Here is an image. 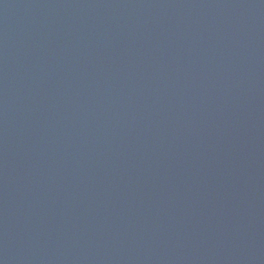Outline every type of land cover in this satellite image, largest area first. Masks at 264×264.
Masks as SVG:
<instances>
[{
  "label": "water",
  "instance_id": "95a60500",
  "mask_svg": "<svg viewBox=\"0 0 264 264\" xmlns=\"http://www.w3.org/2000/svg\"><path fill=\"white\" fill-rule=\"evenodd\" d=\"M0 264H264V0H0Z\"/></svg>",
  "mask_w": 264,
  "mask_h": 264
}]
</instances>
